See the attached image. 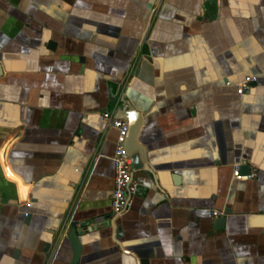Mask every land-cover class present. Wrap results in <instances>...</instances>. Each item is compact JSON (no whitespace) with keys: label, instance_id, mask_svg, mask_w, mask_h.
<instances>
[{"label":"crops","instance_id":"obj_1","mask_svg":"<svg viewBox=\"0 0 264 264\" xmlns=\"http://www.w3.org/2000/svg\"><path fill=\"white\" fill-rule=\"evenodd\" d=\"M72 223L80 264H264V0H0V264H70Z\"/></svg>","mask_w":264,"mask_h":264},{"label":"built area","instance_id":"obj_2","mask_svg":"<svg viewBox=\"0 0 264 264\" xmlns=\"http://www.w3.org/2000/svg\"><path fill=\"white\" fill-rule=\"evenodd\" d=\"M254 77H247L238 83L231 84L225 83L226 87L235 89L238 95H242L249 91L255 84ZM102 123L107 124L110 128L114 129L117 133L116 146L114 154L111 158L114 170L113 190L110 196L111 214L114 218L122 216L129 205V197L139 191L138 184L132 181L131 177V159L125 148L126 136L128 133V124L126 121L113 117L108 112L100 114ZM254 173L248 176H240L239 167L235 166L233 169V177L235 179H248L253 178ZM218 212H213V216H218ZM100 218L94 224L103 223Z\"/></svg>","mask_w":264,"mask_h":264},{"label":"water","instance_id":"obj_3","mask_svg":"<svg viewBox=\"0 0 264 264\" xmlns=\"http://www.w3.org/2000/svg\"><path fill=\"white\" fill-rule=\"evenodd\" d=\"M129 133H130V129L128 126V133L126 136V142H127ZM126 142H125V148H126V151L128 153V150L126 147ZM131 161H132V163H131L132 167L134 169L141 167L140 164L137 162L136 156H133L131 158ZM239 174L248 176L249 175V168L247 166H241L239 168ZM79 235H80V232H79V230L76 229L75 223L70 224L69 232L63 234V239H65L70 244V246L72 248V260H71L70 264H80V257L82 254V245H81V242L79 241ZM140 264H146V262H140Z\"/></svg>","mask_w":264,"mask_h":264}]
</instances>
